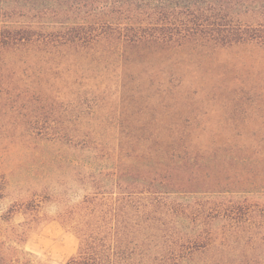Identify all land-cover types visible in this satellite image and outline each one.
I'll list each match as a JSON object with an SVG mask.
<instances>
[{
    "label": "trees",
    "instance_id": "1",
    "mask_svg": "<svg viewBox=\"0 0 264 264\" xmlns=\"http://www.w3.org/2000/svg\"><path fill=\"white\" fill-rule=\"evenodd\" d=\"M3 3L11 7H0V130L5 118L27 116L32 126L23 140H47L85 153L79 160L61 152L49 154L40 193L27 204H14L32 217L40 206L38 198L57 201L60 221L77 236L75 254L64 262L41 258L23 247L25 225L5 224L0 227V264H260L249 260L243 246L255 234L258 203L195 197L225 194L228 185L243 183L228 180V174L241 176L245 169L254 176L251 166L264 162L259 148L250 153L253 158L226 151L222 138L195 147L189 135L157 134L114 138V147V142L101 143L91 130L70 132L64 124L70 106L90 104L85 112L75 111L73 120L82 113L92 115L97 91L103 85L101 90L109 94L112 78L118 80L122 98L139 96L146 82L163 97L178 79L174 71L188 69L191 59L197 65L209 62L179 49L264 45V0ZM16 16L27 20L9 22ZM165 72L168 78L161 77ZM74 84L77 89L71 92ZM81 86L87 88L83 93ZM36 125H41L39 131ZM43 127L50 134L44 136ZM135 141L145 146L141 158H146L147 168L139 178L123 164L128 142ZM11 209L0 220H8Z\"/></svg>",
    "mask_w": 264,
    "mask_h": 264
},
{
    "label": "rangeland",
    "instance_id": "2",
    "mask_svg": "<svg viewBox=\"0 0 264 264\" xmlns=\"http://www.w3.org/2000/svg\"><path fill=\"white\" fill-rule=\"evenodd\" d=\"M0 7L4 9L11 6L3 3ZM24 20L27 18L16 16L10 18L9 22L20 23ZM30 20L34 22L38 19ZM182 50L183 55H192V58H209V64L197 65L198 61L191 59L188 69L174 71L172 76L178 79L172 82L173 87L163 97H158L159 93L155 92L154 87L147 86L146 82L144 90L142 88L143 91L137 93L139 96L133 94L130 98H122V88L118 80L112 78L109 94L101 90L103 85L97 91L99 100L95 102L92 115L82 113L83 117L73 120L75 111L85 112L86 106L90 104L83 103L76 109L74 106L68 107L70 119H66L64 124L67 130H91V134L101 138V143L114 142V147L117 144L114 138L118 137L126 140L132 135L152 137V134H157L165 138L170 135H189L195 147L222 138L225 142L227 140V144L223 145L226 151L250 155L257 147L264 154V45L255 42L239 43L214 49L195 46L179 49L178 52ZM134 73L137 71L134 70ZM167 75L168 72H165L161 77L168 78ZM76 87L74 84L69 90L73 92ZM78 89L80 93L87 90L82 86ZM117 120L122 121L121 126ZM2 124V137L9 136L4 140L0 137V214L11 206L12 212L8 220H0V227L5 224L25 225L27 238L23 247L26 250L41 258L64 262L75 254L78 239L72 229L60 221L58 202L38 198L40 206L33 211L32 217L22 213L14 204H27L40 193L41 182L47 179V164L51 163L49 154L61 152L79 160L85 151L53 145L47 143V140L34 143L23 140L21 136L26 135L32 126L27 116H11L5 118ZM40 126L36 125L35 131H39ZM40 132L47 136L50 129L43 127ZM142 143L128 142L129 155L123 163L136 178L147 168L146 158H141V153L145 151ZM251 169L256 172L254 176L246 174L245 169L241 176L228 174V180L239 178L243 182L238 181L235 186L228 185L229 192L205 193L195 197L200 200H223L225 203L242 204L246 199L258 203L253 214V222L257 224L252 227L255 234L243 246L249 260L264 264V239L261 240L264 235V162L260 161L259 166H251ZM230 173H233L232 168ZM72 197V200L77 199ZM199 257L201 255L196 256Z\"/></svg>",
    "mask_w": 264,
    "mask_h": 264
}]
</instances>
